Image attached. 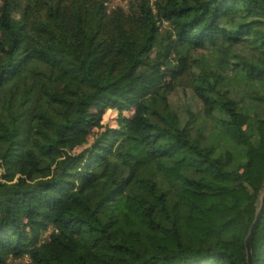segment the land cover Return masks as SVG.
Masks as SVG:
<instances>
[{
  "label": "trees",
  "instance_id": "16d2710c",
  "mask_svg": "<svg viewBox=\"0 0 264 264\" xmlns=\"http://www.w3.org/2000/svg\"><path fill=\"white\" fill-rule=\"evenodd\" d=\"M130 7L0 0V264H249L264 0Z\"/></svg>",
  "mask_w": 264,
  "mask_h": 264
},
{
  "label": "rangeland",
  "instance_id": "374dc122",
  "mask_svg": "<svg viewBox=\"0 0 264 264\" xmlns=\"http://www.w3.org/2000/svg\"><path fill=\"white\" fill-rule=\"evenodd\" d=\"M132 3H133V0H130V5H132ZM130 9H131V7H130ZM128 12H126V13H128ZM129 15H130V13H129ZM0 37H2L1 31H0ZM205 52H206L205 50H199L197 52V54L205 53ZM175 98L177 101H180L181 103H184L187 99L186 96H184V95L183 96L182 95H175ZM132 114H133V111L123 113V112H119L116 109H107L105 112L102 113L101 124L91 131V134L88 137L87 141L84 143V145L90 144L95 138H97L104 126H106V125L116 126V125H118L120 118L123 115L131 116ZM81 147L77 148L75 151H78ZM25 262H26V259L25 260L12 259L9 261L8 264H23Z\"/></svg>",
  "mask_w": 264,
  "mask_h": 264
},
{
  "label": "water",
  "instance_id": "95a60500",
  "mask_svg": "<svg viewBox=\"0 0 264 264\" xmlns=\"http://www.w3.org/2000/svg\"><path fill=\"white\" fill-rule=\"evenodd\" d=\"M264 207V184H263V197H262V203H261V208L259 211V214L254 222V224L252 225V228L250 230V234L246 239V250H247V257H248V263L249 264H254V257H253V250H252V236H253V232L255 230L256 224L260 218V215L262 213Z\"/></svg>",
  "mask_w": 264,
  "mask_h": 264
},
{
  "label": "built area",
  "instance_id": "2783aa9c",
  "mask_svg": "<svg viewBox=\"0 0 264 264\" xmlns=\"http://www.w3.org/2000/svg\"><path fill=\"white\" fill-rule=\"evenodd\" d=\"M104 1L109 11L122 9L123 11L128 12L130 10V6H131L130 0H104Z\"/></svg>",
  "mask_w": 264,
  "mask_h": 264
}]
</instances>
